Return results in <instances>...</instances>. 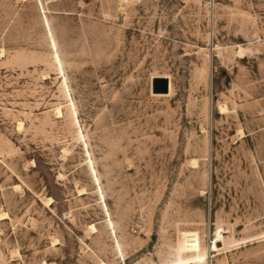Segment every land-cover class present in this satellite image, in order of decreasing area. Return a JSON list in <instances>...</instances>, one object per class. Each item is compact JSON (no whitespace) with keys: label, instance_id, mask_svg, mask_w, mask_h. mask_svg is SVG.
<instances>
[{"label":"rangeland","instance_id":"obj_1","mask_svg":"<svg viewBox=\"0 0 264 264\" xmlns=\"http://www.w3.org/2000/svg\"><path fill=\"white\" fill-rule=\"evenodd\" d=\"M0 52V264H264V0H0Z\"/></svg>","mask_w":264,"mask_h":264},{"label":"bare ground","instance_id":"obj_2","mask_svg":"<svg viewBox=\"0 0 264 264\" xmlns=\"http://www.w3.org/2000/svg\"><path fill=\"white\" fill-rule=\"evenodd\" d=\"M119 2H122V3H124V1L125 0H118ZM2 52H0V54H1ZM238 55H241L242 54V49H241V47L239 46L238 47ZM166 79H168L167 77H166ZM168 88H169V79H168ZM168 92V91H167ZM153 93V92H152ZM154 94V93H153ZM155 95H162V94H155ZM167 95V94H166ZM218 109L220 110V113L223 115V113H225L226 111H227V109H226V107L224 106V105H220V106H218ZM55 115H56V117H60L61 116V112H60V109L59 108H57V109H55ZM18 130H20L21 129V125H18ZM240 136H241V133L239 134ZM208 149V148H207ZM207 156V155H206ZM190 164L191 165H193V168L197 165L196 164V161H194V160H192L191 162H190ZM17 189V188H16ZM80 194H83V193H85V190L84 189H80L79 191H78ZM44 204L46 205V207H50L51 206V204H52V199L51 198H47L45 201H44ZM8 218V214L5 212H0V221H4L5 219H7ZM90 230L91 231H94V228L93 227H90ZM225 234V232L223 231V230H221V229H218V230H216V232L214 233V237H215V239H214V241L212 242V250L213 251H216V252H220V251H223L224 250V247H222L221 249H219V247H220V244L219 243H221L222 244V241H223V237H222V235H224ZM15 254V253H14ZM15 256H17V255H15ZM13 257V256H12ZM101 264H103V263H101Z\"/></svg>","mask_w":264,"mask_h":264},{"label":"water","instance_id":"obj_3","mask_svg":"<svg viewBox=\"0 0 264 264\" xmlns=\"http://www.w3.org/2000/svg\"><path fill=\"white\" fill-rule=\"evenodd\" d=\"M168 79L155 77L151 81V92L154 94L166 95L168 92Z\"/></svg>","mask_w":264,"mask_h":264}]
</instances>
